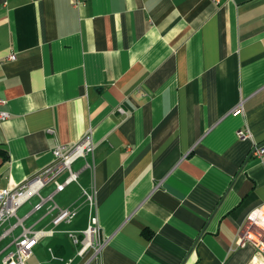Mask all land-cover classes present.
Masks as SVG:
<instances>
[{"label":"crops","instance_id":"0c3cea01","mask_svg":"<svg viewBox=\"0 0 264 264\" xmlns=\"http://www.w3.org/2000/svg\"><path fill=\"white\" fill-rule=\"evenodd\" d=\"M0 99V190L49 166L56 143L94 144L75 182L39 192L73 219L54 225L31 197L0 226V264L24 229L49 232L24 264H264L235 244L264 205V158L251 156L264 145V0H0ZM90 215L107 242L80 256L72 236Z\"/></svg>","mask_w":264,"mask_h":264},{"label":"built area","instance_id":"2783aa9c","mask_svg":"<svg viewBox=\"0 0 264 264\" xmlns=\"http://www.w3.org/2000/svg\"><path fill=\"white\" fill-rule=\"evenodd\" d=\"M216 5L229 0H210ZM76 1V5H77ZM15 55H10L9 59L13 60ZM4 101L0 99V106ZM241 104L239 105V107ZM238 109V108H237ZM236 109V110H237ZM241 109V108H240ZM122 114L125 111L119 108ZM9 117V113L0 110V121ZM52 132V131H50ZM249 136L246 130H238L237 137L244 139ZM94 144L91 140L90 133L86 134L82 140L73 144L56 143L52 150V163L38 172L35 176L13 188L0 190V226L7 222L10 218L16 216L17 210L26 203L31 197L39 196L40 201L34 207L38 211L42 209L45 202L49 201L51 204L47 207V213H55L53 224L57 225L61 221L70 222L76 214L75 210L60 209L53 203L52 196L42 198L39 194L40 190L47 184L54 183L56 192L62 191L64 187L77 179V173L72 172V164L80 159L86 158L93 154ZM251 156L263 160L264 145H255L251 151ZM89 167V164H86ZM68 171L69 175L64 183L58 182V177ZM83 194L89 204L90 211L94 205V193L83 191ZM99 222L95 215H90L88 225L85 230L81 232V237L72 236L75 244H79L78 255L83 256L87 251L92 250L97 254L103 245L106 244L107 239L101 240L99 238ZM10 230L6 231L4 235L8 234ZM44 233L42 231L31 232L30 230H23L21 236L14 240V250L8 252L3 259V264H24L26 258L32 253V248ZM235 244L238 247L246 245L252 246L257 253L264 254V205L252 210L244 219L236 236Z\"/></svg>","mask_w":264,"mask_h":264},{"label":"trees","instance_id":"16d2710c","mask_svg":"<svg viewBox=\"0 0 264 264\" xmlns=\"http://www.w3.org/2000/svg\"><path fill=\"white\" fill-rule=\"evenodd\" d=\"M0 156L6 158L7 157L6 151H0Z\"/></svg>","mask_w":264,"mask_h":264}]
</instances>
